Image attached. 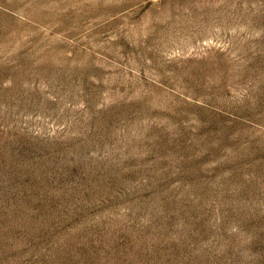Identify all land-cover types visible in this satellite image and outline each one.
Listing matches in <instances>:
<instances>
[{
    "label": "rangeland",
    "instance_id": "1",
    "mask_svg": "<svg viewBox=\"0 0 264 264\" xmlns=\"http://www.w3.org/2000/svg\"><path fill=\"white\" fill-rule=\"evenodd\" d=\"M0 264H264V0H0Z\"/></svg>",
    "mask_w": 264,
    "mask_h": 264
}]
</instances>
